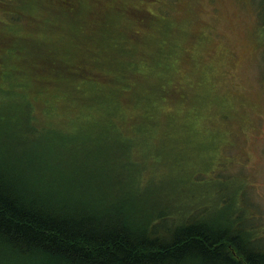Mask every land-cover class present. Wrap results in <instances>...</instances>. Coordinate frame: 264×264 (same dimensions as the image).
<instances>
[{
  "label": "rangeland",
  "instance_id": "rangeland-1",
  "mask_svg": "<svg viewBox=\"0 0 264 264\" xmlns=\"http://www.w3.org/2000/svg\"><path fill=\"white\" fill-rule=\"evenodd\" d=\"M42 64L48 68L27 75ZM81 69L83 78L73 73ZM12 90L45 102L36 113L50 110L48 121L60 126L116 111L102 118L112 121L100 136L110 128L130 143L125 152L98 149L105 158L92 159L102 166L97 175L163 176L174 205L187 215L202 208L222 226L243 206V224L264 238V0H0V96ZM103 93L126 99L103 107ZM93 167L77 170L75 190L66 173L33 176L26 186L53 202L66 196L67 211L81 201L99 212L116 208L125 200L90 181ZM126 204L121 213L140 222L147 211ZM29 254L8 263L39 264Z\"/></svg>",
  "mask_w": 264,
  "mask_h": 264
},
{
  "label": "trees",
  "instance_id": "trees-1",
  "mask_svg": "<svg viewBox=\"0 0 264 264\" xmlns=\"http://www.w3.org/2000/svg\"><path fill=\"white\" fill-rule=\"evenodd\" d=\"M44 68L48 66L28 67L27 75ZM44 83L38 88L41 94ZM57 86L60 96L71 97L69 89L60 83ZM125 99L118 94L96 96L104 107L122 104ZM37 105L13 90L8 98L0 96V264L25 259L24 253H30L28 257L39 264H264V238L255 234L248 221L243 224V206L241 215L222 226L214 218H206L202 208L187 215L183 207L174 205L171 201L176 195H170L163 176L116 180L109 173L113 163L107 165L109 177L96 174L102 166L92 159L105 158L98 156V149L116 147L125 152L130 143L110 128L106 139L100 136L104 124L112 121L102 118L114 117L116 111L96 121L79 116L60 126L48 121V107L47 116L36 113L46 107L45 102L42 107ZM125 161L139 163L132 158ZM93 165L95 175L90 181L102 183L106 196L125 200L116 208L109 205L99 212L80 200L67 211L66 196L53 202L26 186L33 176L45 181L53 175L63 179L66 173L76 179L68 183L75 190L80 185L77 170ZM129 200L147 211L138 212L140 222H129L121 213Z\"/></svg>",
  "mask_w": 264,
  "mask_h": 264
}]
</instances>
